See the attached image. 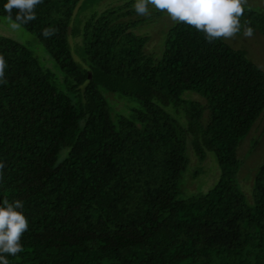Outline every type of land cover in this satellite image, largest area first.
<instances>
[{"label": "trees", "instance_id": "1", "mask_svg": "<svg viewBox=\"0 0 264 264\" xmlns=\"http://www.w3.org/2000/svg\"><path fill=\"white\" fill-rule=\"evenodd\" d=\"M80 1L43 0L21 26L57 65L58 79L26 45L0 35L8 64L0 206L21 200L29 222L9 264H264V163L251 203L236 179L238 148L264 113V70L184 23L165 32L156 57L145 50L149 37L134 31L148 20L132 1L84 16L83 0L72 36L89 80L67 38ZM240 22L264 38V13L245 9ZM45 28L56 34L45 38ZM187 91L201 100L183 99ZM105 92L137 106L115 112ZM188 139L198 159L215 155L219 177L184 197Z\"/></svg>", "mask_w": 264, "mask_h": 264}, {"label": "rangeland", "instance_id": "2", "mask_svg": "<svg viewBox=\"0 0 264 264\" xmlns=\"http://www.w3.org/2000/svg\"><path fill=\"white\" fill-rule=\"evenodd\" d=\"M129 1H132L134 7L136 0H87V7L83 14L85 16L87 13H100L110 8H118ZM244 7L245 9H252L264 13V0H248L247 5ZM149 9L150 15L142 16V18L148 21L139 23L134 28V31L140 35L149 37L145 47L146 52L160 57L164 46L165 32L175 23L171 21L166 12L158 11L151 5ZM0 35L26 45L33 52L35 58L55 74L57 79L59 78L60 71L57 65L51 60L39 41L23 27L18 31H12L7 18L0 16ZM224 42L236 50L243 51L253 63L264 70V38L262 35L255 32L251 37L245 38L242 31L237 35L235 40ZM74 53L76 54L75 48ZM105 95L111 108L115 112L129 115L131 109L137 106L135 101L119 94L105 92ZM182 98L201 100V97L192 91L184 92ZM166 110L172 113L178 120L182 118L181 112L177 114L174 107H166ZM263 117L264 113L255 125L252 126L253 128L250 133L243 139L237 153L241 160V166L236 179L248 203L252 201L251 189L255 173L261 163H264V122L262 125H259V121H262ZM187 142L188 165H186L187 168L182 178V196L184 197L207 192L217 182L219 177V166L217 165L215 155L212 152L206 151L205 157L198 159L194 153L190 139Z\"/></svg>", "mask_w": 264, "mask_h": 264}, {"label": "clouds", "instance_id": "3", "mask_svg": "<svg viewBox=\"0 0 264 264\" xmlns=\"http://www.w3.org/2000/svg\"><path fill=\"white\" fill-rule=\"evenodd\" d=\"M43 0H6L3 5L7 21L12 31H18L36 19V7ZM248 0H136L134 9L140 16L150 15L149 6L166 12L173 23H184L204 34L208 43L217 40H235L243 28V35L249 38L253 29L246 22L241 25L240 18L245 13ZM16 10L13 18V10ZM56 29L45 28L41 35L50 38ZM7 61L0 54V84H7ZM6 164L0 162V180ZM24 204L21 200H5L0 206V264H9L8 256H17L23 251L22 237L29 229V222L23 214Z\"/></svg>", "mask_w": 264, "mask_h": 264}, {"label": "water", "instance_id": "4", "mask_svg": "<svg viewBox=\"0 0 264 264\" xmlns=\"http://www.w3.org/2000/svg\"><path fill=\"white\" fill-rule=\"evenodd\" d=\"M83 0H81L77 7L75 8L74 12H73V15L70 19V23H69V27H68V32H67V38H68V43H69V46H70V52H71V57L74 59L75 62L79 63L80 65H82V67L87 70L88 72V79L91 80L92 79V72L91 70L89 69L88 66H86V64L80 59V57H78L77 54L74 53V40H73V37H72V27H73V23H74V20L75 17H76V14L78 12V9L81 5ZM85 86V85H84ZM84 86L81 87V89L83 90L84 89Z\"/></svg>", "mask_w": 264, "mask_h": 264}]
</instances>
